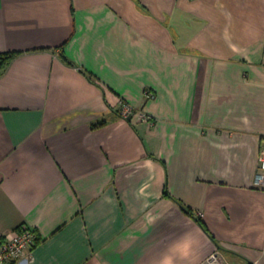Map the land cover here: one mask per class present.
Segmentation results:
<instances>
[{
  "label": "crops",
  "instance_id": "crops-1",
  "mask_svg": "<svg viewBox=\"0 0 264 264\" xmlns=\"http://www.w3.org/2000/svg\"><path fill=\"white\" fill-rule=\"evenodd\" d=\"M13 51L0 235L35 231L28 264H264V0H0Z\"/></svg>",
  "mask_w": 264,
  "mask_h": 264
},
{
  "label": "built area",
  "instance_id": "built-area-1",
  "mask_svg": "<svg viewBox=\"0 0 264 264\" xmlns=\"http://www.w3.org/2000/svg\"><path fill=\"white\" fill-rule=\"evenodd\" d=\"M147 94L150 96V93ZM133 113V109L127 104L120 111V115L126 119H130ZM138 115L143 121L148 119L143 112L139 111ZM255 184L264 190V142L259 153ZM35 238V231L26 225L0 235V264H28L32 260L31 247Z\"/></svg>",
  "mask_w": 264,
  "mask_h": 264
},
{
  "label": "trees",
  "instance_id": "trees-1",
  "mask_svg": "<svg viewBox=\"0 0 264 264\" xmlns=\"http://www.w3.org/2000/svg\"><path fill=\"white\" fill-rule=\"evenodd\" d=\"M18 54V52H4L0 53V74L5 70V68L9 65V63L13 60V58ZM67 60V59H66ZM69 63H71L69 60H67ZM100 125V123H98ZM186 211L189 212L188 209L184 208ZM190 213V212H189ZM198 223L205 229V225L201 221L200 218L197 219ZM212 237V236H211Z\"/></svg>",
  "mask_w": 264,
  "mask_h": 264
}]
</instances>
